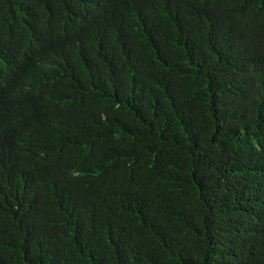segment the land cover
Returning <instances> with one entry per match:
<instances>
[{
	"label": "trees",
	"instance_id": "1",
	"mask_svg": "<svg viewBox=\"0 0 264 264\" xmlns=\"http://www.w3.org/2000/svg\"><path fill=\"white\" fill-rule=\"evenodd\" d=\"M253 1L0 0V264H264L245 240L264 234L262 77L184 66L195 31L263 25ZM113 24L147 50L137 75L90 63H112ZM263 37L242 63L264 61Z\"/></svg>",
	"mask_w": 264,
	"mask_h": 264
},
{
	"label": "clouds",
	"instance_id": "2",
	"mask_svg": "<svg viewBox=\"0 0 264 264\" xmlns=\"http://www.w3.org/2000/svg\"><path fill=\"white\" fill-rule=\"evenodd\" d=\"M153 1V0H148ZM165 1V0H163ZM172 5H175L179 0H169ZM195 4L196 8L203 9L206 8L211 12H229L233 10L237 14H244L251 7L255 6L253 0H189ZM103 18L95 20L92 25L96 28L100 27ZM109 39L113 37L114 34L120 35L118 39V47L110 52V61H98L97 58L91 57L90 63H96L98 69L104 68L105 65L109 68L118 67L123 73L127 75H137L142 68L148 67V53L145 47L141 50L140 48L133 47V39L130 40V44H127V40L124 37L127 33L125 25L115 26L114 24L109 31ZM193 33V32H192ZM191 33V34H192ZM196 33V46L189 53V57L185 60L184 66L189 63V59L194 57L198 61L203 55H209L213 59H218L221 63L227 61V67L238 84L243 85L242 74L250 69L255 68V76L258 75L262 77L264 82V61H250L252 65L245 61L242 63L243 58L240 55H236L235 52H243L249 50L255 43L258 42V37L260 33H264V22H258L256 25L249 23L247 25V32L244 36L240 37L233 43L232 33L228 28H218L208 25L204 29L195 31ZM263 44L264 52V37L261 39ZM70 64L72 67L75 65V59H71ZM256 66V67H254ZM96 70V69H94ZM257 91V90H256ZM258 93V92H257ZM39 140V139H38ZM37 141V140H36ZM40 144L36 145L35 142L28 143L27 139L22 141L19 145V152L24 155H29L33 151H38L39 159L46 151V141L39 140ZM12 161H17V155L13 153ZM257 220V219H256ZM247 243H251L256 247H264V234L248 233L245 236Z\"/></svg>",
	"mask_w": 264,
	"mask_h": 264
}]
</instances>
